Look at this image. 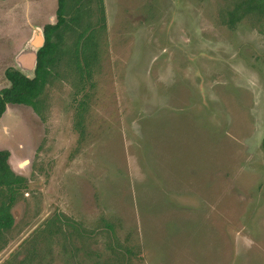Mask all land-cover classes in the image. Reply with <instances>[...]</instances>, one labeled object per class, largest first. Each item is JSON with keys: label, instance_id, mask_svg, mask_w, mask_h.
I'll return each instance as SVG.
<instances>
[{"label": "rangeland", "instance_id": "rangeland-1", "mask_svg": "<svg viewBox=\"0 0 264 264\" xmlns=\"http://www.w3.org/2000/svg\"><path fill=\"white\" fill-rule=\"evenodd\" d=\"M232 1L102 0L89 77L59 60L38 113L6 106L27 182L0 264H120L116 241L125 264H264V18L228 25ZM56 4L0 0V88Z\"/></svg>", "mask_w": 264, "mask_h": 264}, {"label": "trees", "instance_id": "trees-1", "mask_svg": "<svg viewBox=\"0 0 264 264\" xmlns=\"http://www.w3.org/2000/svg\"><path fill=\"white\" fill-rule=\"evenodd\" d=\"M94 1L97 2L96 9H94L91 0H57L55 9L56 20L54 23L46 22L42 26L43 43L36 49V59L31 75H26L23 73L24 71L19 70L16 66L7 67L3 71L7 85L0 88V116L5 111L7 104H24L30 106L34 112L38 113L40 109L39 96L59 60L60 68H62V65H66L67 67H73L77 71L82 70L78 74L79 85L84 80L83 75H86V78L89 77L91 58H89L88 53L90 54L95 50L94 36L99 32V29L103 28L104 22L102 0ZM231 3L233 5L231 9H225L223 10L224 13L219 14L228 25L243 17L250 19L264 18V0H233ZM94 11L97 16L96 19L92 20ZM66 34L73 38L70 43H66ZM79 43L80 48L78 46ZM76 52L81 56L82 64L76 58ZM81 105L82 102H79L78 106L80 109H82ZM8 155L9 152L6 149H0V196L5 198L0 200V247L6 242L5 233L14 224L10 209L16 196L21 189L26 187L27 182L24 176L11 170L7 162ZM58 220L54 218L49 221L54 222L52 225L49 224L51 230L56 231L58 227L56 221ZM65 224H67L68 228H73L68 234V239L69 237L72 239L74 235L80 237L79 231L74 224ZM104 225L110 229L108 232L113 231L111 230V224L107 222ZM110 243H113V246H110ZM35 245L33 243L31 246L35 247ZM67 245L69 246V244L61 245L62 252L65 253ZM107 246L110 251L116 254L114 259L120 264H125L122 261L123 257L121 255L123 254L120 255L116 251L121 250L123 246L117 241L109 242ZM124 250H126L127 254L131 253L128 248H124ZM26 261L29 263L30 259Z\"/></svg>", "mask_w": 264, "mask_h": 264}, {"label": "water", "instance_id": "water-1", "mask_svg": "<svg viewBox=\"0 0 264 264\" xmlns=\"http://www.w3.org/2000/svg\"><path fill=\"white\" fill-rule=\"evenodd\" d=\"M36 33L37 34H33L29 40L28 45H30V47L21 49L13 58L14 65L21 71H29L33 69L35 64L36 49L43 43V36L41 37L42 31L40 32L37 30Z\"/></svg>", "mask_w": 264, "mask_h": 264}, {"label": "crops", "instance_id": "crops-1", "mask_svg": "<svg viewBox=\"0 0 264 264\" xmlns=\"http://www.w3.org/2000/svg\"><path fill=\"white\" fill-rule=\"evenodd\" d=\"M15 66V65H14ZM11 159L9 156H8V160ZM11 164V163H10ZM9 165V164H8Z\"/></svg>", "mask_w": 264, "mask_h": 264}, {"label": "flooded vegetation", "instance_id": "flooded-vegetation-1", "mask_svg": "<svg viewBox=\"0 0 264 264\" xmlns=\"http://www.w3.org/2000/svg\"><path fill=\"white\" fill-rule=\"evenodd\" d=\"M7 105H14V104H7ZM7 105H6V106H7ZM0 117H1V116H0Z\"/></svg>", "mask_w": 264, "mask_h": 264}]
</instances>
